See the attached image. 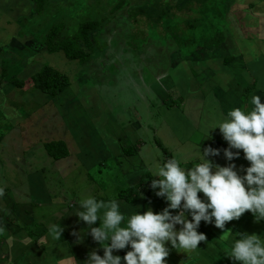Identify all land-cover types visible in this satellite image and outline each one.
Masks as SVG:
<instances>
[{
    "label": "crops",
    "instance_id": "crops-1",
    "mask_svg": "<svg viewBox=\"0 0 264 264\" xmlns=\"http://www.w3.org/2000/svg\"><path fill=\"white\" fill-rule=\"evenodd\" d=\"M21 1H25L28 14L17 16L13 10ZM31 3L0 0V45L4 43L5 31L21 34L18 20L30 18ZM222 4L219 43L211 41L207 34H194L192 40L187 34V41L191 40L194 47L174 38L169 49L152 51L161 52L155 75L148 76L147 65L137 60L129 70L132 76L125 79H118L117 75L111 79L103 68L97 67L95 77L107 76L102 88L93 89L92 93L77 91L75 95H66L63 89L54 96L29 83L18 89L0 79L1 106H9L5 112L7 120L19 116L22 103L40 106L33 112L36 119L32 121L31 135L45 150V156H36L40 162L31 154L28 158L17 155L16 163L13 162L19 171L23 170L21 166L30 170L25 174L32 190H20L21 194L28 192L24 194V207L19 205L22 201L12 199L10 205L0 201V215L9 208L18 219L9 231L3 252L5 261L0 264H85L93 250L103 256L102 246L87 234V224L75 215L82 210L81 201L89 197L105 202L115 199L126 219L149 208L160 213L168 202L156 195L159 189H152L151 181L159 179L155 177L159 168L173 157L182 168L190 169L200 162L203 150L211 146L220 150L219 156L207 157L213 164L234 163L238 174L246 175L244 169L250 162L244 158L243 150L232 149L239 151L240 156L228 161L224 156L228 143L219 128H214L234 108L251 111L254 95H259L264 103V0H223ZM196 38L209 44H195ZM10 44L16 45L14 41ZM124 58L120 56L121 61ZM128 58L137 59V54ZM110 69L108 66L107 72ZM133 77L138 78V83ZM72 85L73 82L68 87ZM28 86L33 90L27 91ZM16 103L19 105L15 108ZM56 140L67 147L63 157L50 156L44 146ZM35 161L40 164L38 168L33 166ZM52 179L82 180L84 188L75 194L68 187L52 191L47 185ZM199 195L207 202L202 192ZM35 208L42 211L40 218ZM54 214L47 224L44 218ZM173 214H178V210H173ZM186 215L191 220V214ZM29 225L34 226L33 231L26 230ZM51 225L64 227L60 240L49 235ZM93 226L99 227L100 221ZM176 227L179 230L181 226ZM198 232L206 235L207 242H201L194 251L178 252L168 242L166 264H239L227 257L234 239L239 238L238 233L257 234L264 239V220L256 222L253 214L246 212L239 220L227 222L223 230L215 227L214 221H201ZM130 250L129 245L114 250L113 255L124 257Z\"/></svg>",
    "mask_w": 264,
    "mask_h": 264
},
{
    "label": "rangeland",
    "instance_id": "rangeland-1",
    "mask_svg": "<svg viewBox=\"0 0 264 264\" xmlns=\"http://www.w3.org/2000/svg\"><path fill=\"white\" fill-rule=\"evenodd\" d=\"M222 2L223 0H44L42 12H32L29 19L19 20V25L23 29L21 34H12L11 31L3 33L4 43L0 45L1 82L12 78L25 81L26 77H30L46 64L58 69L61 66L65 71L62 72L73 82L71 87L65 88L62 92L66 95H75L77 91L92 93L93 89L95 91L102 88L103 84H106L107 76L111 75V79L116 75L118 79L132 76L129 70L136 60L147 65L148 76L155 75L154 67L160 61L161 52L152 51L164 47L169 49L172 43H175V35L180 37L181 34L183 36L188 34L192 40L194 34H207L217 39L222 31L219 17L223 14ZM115 3L121 7L116 9ZM177 3H181L180 9L175 6ZM16 7L13 10L15 15L28 14L25 1L24 3L21 1ZM84 21H96L97 32L89 44L95 52L84 51L86 54L76 60L78 64L66 62L65 65L56 54L48 58L46 50H41L40 42L45 40L52 27L63 30L62 35L69 36ZM176 40L178 41L177 38ZM11 41L16 45H11ZM194 43L200 45L199 41ZM133 52L137 54V59L128 58L129 55L133 56ZM88 54H91L90 57ZM120 56L125 57L123 61ZM108 66H111L109 72L106 70ZM97 67L103 68L107 76L101 74L99 78L95 77L94 73H98ZM133 79L138 83L137 77ZM31 90L33 89L28 86L27 91ZM1 105L0 102V189L4 194L0 196V201H6L7 205L11 204L12 199L16 202L22 201L19 205L24 207L27 205V195L24 194L28 192L24 190V194H21L20 190L24 188L32 190L29 187L32 185L31 181L25 174L30 170L21 166L23 170L19 171L13 162L16 163L17 155L23 158H28L30 154L34 155L38 162L40 160L36 156H45L44 148L31 135L34 123L32 121L36 119L33 116L34 109L36 111L41 108L34 102H31V105L22 103L19 116L7 120L5 112H8L9 106L5 104L3 108ZM18 105L19 103H16L15 108ZM15 121L19 123L18 126L12 125ZM15 127L21 130L17 131ZM19 148L22 150H18ZM37 161L33 164L36 168L40 166ZM45 175L48 174L45 172ZM81 181L74 179L60 182L52 179L47 181V185L52 191L59 190L60 187L73 188L75 194L84 188ZM67 182L69 185H66ZM67 199L71 200L70 197ZM35 209L40 218L42 211L39 208ZM8 210L0 215L2 224L0 227L4 228V232L0 233V262L5 261L3 252L7 247L9 231L18 222L16 214H11ZM55 216L54 214L50 218L48 215L44 221L49 224ZM33 228L34 226L29 225L26 230L33 231Z\"/></svg>",
    "mask_w": 264,
    "mask_h": 264
},
{
    "label": "clouds",
    "instance_id": "clouds-1",
    "mask_svg": "<svg viewBox=\"0 0 264 264\" xmlns=\"http://www.w3.org/2000/svg\"><path fill=\"white\" fill-rule=\"evenodd\" d=\"M251 103L254 105L251 111L234 108L214 128H219L228 143L224 149L228 161L240 156L239 151L232 149L243 150L244 158L250 162L244 169L246 175L238 174L234 163L213 164L207 157L219 156L220 150L209 146L203 150L200 162L190 169L182 168L175 157L159 168L155 175L159 179H152L151 188H158L156 195L168 202L160 213L149 208L126 219L115 199L82 200V210L75 215L87 224V234L104 251L103 256L97 250L91 251L85 264H122V260L124 264H166L170 254L168 242L178 252L194 251L201 242H207L206 235L198 232L201 221L208 224L214 221L215 227L223 230L227 222L239 220L246 212H251L256 222L264 220V103L259 95H254ZM201 192L207 202L201 199ZM3 194L0 189V196ZM173 210H178V214H173ZM186 213L191 214V220ZM97 221L100 226L94 227ZM177 225L181 226L179 230ZM64 231L61 225L49 227L54 240H60ZM2 232L4 228L0 227ZM238 236L227 257L239 264H264V239L257 234L238 233ZM129 245L131 250L124 257L113 255L114 250Z\"/></svg>",
    "mask_w": 264,
    "mask_h": 264
},
{
    "label": "trees",
    "instance_id": "trees-1",
    "mask_svg": "<svg viewBox=\"0 0 264 264\" xmlns=\"http://www.w3.org/2000/svg\"><path fill=\"white\" fill-rule=\"evenodd\" d=\"M31 2V10L36 13H40L44 9V0H30ZM116 9L121 6H118V3L114 4ZM177 9H180L181 3H177L175 5ZM139 10V9H138ZM19 22V20H18ZM20 22L18 23V25ZM96 21H84L82 22L78 29L69 36L62 35L63 30H59L56 27H52L46 35L45 40L40 42L42 46L40 47L41 50H46L48 58H51L52 55L58 56L59 60L65 64L66 62H74V64H78L79 57L85 55L84 51L88 52H95L94 49L89 47L91 39H93L94 34L96 31ZM20 26V25H19ZM175 35V32H174ZM178 39L180 44H185L191 46V42L189 43L188 35L186 34L183 36L182 34L180 37L175 35ZM183 36V37H182ZM206 38V37H205ZM219 35L217 39L209 37L211 41L213 40L214 43H219ZM196 41L199 40V43L202 44L204 40L201 38H196ZM184 41V42H182ZM194 43V42H193ZM192 43V44H193ZM209 43H203V45H207ZM196 46V45H194ZM78 47V48H77ZM89 53V52H88ZM89 55V54H88ZM91 55V54H90ZM89 55V57H90ZM53 59V58H52ZM61 63V64H62ZM66 65V64H65ZM62 71L64 69L60 66V68H55L50 65H43L41 69H38L34 73L30 75V77H26L25 81L19 80L17 78H12L9 80L10 85L22 89L25 87L26 84H31L33 87L39 89L40 91L49 94L50 96H54L66 87L71 84V80L64 74ZM65 72V71H64ZM47 152L50 156L54 158L63 157L67 154V147L64 142L60 140L56 141H49L44 144Z\"/></svg>",
    "mask_w": 264,
    "mask_h": 264
}]
</instances>
